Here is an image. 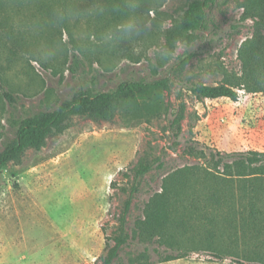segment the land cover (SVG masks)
I'll list each match as a JSON object with an SVG mask.
<instances>
[{"label": "rangeland", "instance_id": "rangeland-1", "mask_svg": "<svg viewBox=\"0 0 264 264\" xmlns=\"http://www.w3.org/2000/svg\"><path fill=\"white\" fill-rule=\"evenodd\" d=\"M192 1L159 0L156 9L144 8L122 26L115 42L101 47L87 39L96 13H72L71 33L49 22L31 40L46 66L27 53L8 70L5 85L15 101L0 98V152L16 140L25 118L58 109L84 91H112L127 80L160 77L175 86L172 93L161 91L163 108L151 123L135 103H121L108 119L72 115L68 128L53 130L41 145L0 167V264H102L120 235L126 242L112 264H237L204 250L160 262L177 253L166 244L169 236L141 228L166 174L186 164L206 166L204 158L175 146L165 107H177L176 93L185 81L217 84L225 71L240 73L239 49L261 28L259 18L245 17L247 0H213L205 28L188 30L183 18ZM183 97L187 113L197 111L201 118L195 139L214 153L264 151L263 93L240 91L236 101L198 100L184 89ZM149 144L162 164L135 179L131 169ZM225 244L231 248L227 237Z\"/></svg>", "mask_w": 264, "mask_h": 264}, {"label": "trees", "instance_id": "trees-1", "mask_svg": "<svg viewBox=\"0 0 264 264\" xmlns=\"http://www.w3.org/2000/svg\"><path fill=\"white\" fill-rule=\"evenodd\" d=\"M213 0H193L185 11L183 25L191 31L206 26L207 7ZM159 0H0V98L15 101L13 92L6 88L7 72L31 53L37 31L47 23H58L71 33L68 17L72 13L89 10L96 13V25L88 42L96 46L110 45L121 36L122 26L144 8L156 9ZM246 16L259 18L260 30L246 39L240 49V73L223 72L222 82L185 81L178 91L176 108L166 106L169 123L166 128L175 146L195 158H204L206 166L195 163L174 169L162 178L161 191L149 200L143 232L167 237L166 244L177 251L160 262L189 257L204 250L218 261L228 257L237 264H264V151H216L195 139L194 129L201 119L197 111L188 114L184 89L198 100L239 99V92L264 94V0H247ZM104 10V12H103ZM110 43V44H109ZM76 48V46H75ZM173 80L160 77L154 80H127L112 91H84L66 100L58 109L25 118L17 138L0 152V167L30 146L41 145L53 130L69 127L72 115L83 114L96 118H111L121 103H135L146 123L160 115L163 108L162 90L173 92ZM9 83V82H8ZM188 121V128L184 126ZM228 158V159H227ZM227 159V160H226ZM152 144L144 150L131 171L135 179L145 176L158 166ZM230 239L231 248L225 244ZM115 244L107 248L102 264H112L125 244L123 235L115 237ZM198 242L196 249L187 244ZM193 245V244H191ZM143 264H152L145 262Z\"/></svg>", "mask_w": 264, "mask_h": 264}]
</instances>
